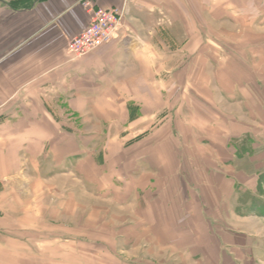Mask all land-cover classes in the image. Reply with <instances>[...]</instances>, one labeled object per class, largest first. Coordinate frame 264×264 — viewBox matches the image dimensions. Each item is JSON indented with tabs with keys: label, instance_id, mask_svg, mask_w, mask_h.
Wrapping results in <instances>:
<instances>
[{
	"label": "crops",
	"instance_id": "crops-1",
	"mask_svg": "<svg viewBox=\"0 0 264 264\" xmlns=\"http://www.w3.org/2000/svg\"><path fill=\"white\" fill-rule=\"evenodd\" d=\"M80 1L0 0V179L19 167L37 183L29 196L20 189L19 201L11 189L0 194L13 200L17 211L6 215L23 235L0 238V264H28V231L46 228L58 232L55 242L92 247L105 262L139 249L148 263L156 254L244 261L245 250L264 245L251 230L264 216L242 214L264 199V57L250 73L195 80L214 105L189 120L183 84L157 89L156 52L141 40L151 34V8L100 0L121 11L119 38L74 59L69 43L91 21ZM214 84L226 89L228 108L216 103Z\"/></svg>",
	"mask_w": 264,
	"mask_h": 264
},
{
	"label": "rangeland",
	"instance_id": "rangeland-1",
	"mask_svg": "<svg viewBox=\"0 0 264 264\" xmlns=\"http://www.w3.org/2000/svg\"><path fill=\"white\" fill-rule=\"evenodd\" d=\"M138 2L140 9L147 11V8H151V19L148 18V23L145 18L146 26L150 29L151 34L149 38L142 37L141 40L145 46H151L157 53H154L156 56L157 89H160L159 86H161L162 89L170 87L173 90L174 85L183 84V90L187 93L181 90L182 96L188 95V110L191 112L189 120L193 117L192 120L195 121L194 115L197 110L201 113L202 107L207 111L211 110L214 105L211 101L212 94L207 90V86L198 88L195 80L215 78L216 82H222L229 71H236L237 75L238 71L240 74L250 73L251 70L254 71L251 66L257 65L260 58L264 57V0H138ZM147 3L149 6L146 5ZM143 22L141 20L140 25ZM201 44L203 45L202 51L197 55L195 50ZM162 83L163 85H161ZM213 88L214 93L216 92L215 101L219 104V108H228L227 92H224L226 89L222 91L215 84ZM177 89L179 88L177 87ZM201 89L203 91H200ZM165 93L167 92L165 91ZM177 95L179 96L180 93L178 92ZM173 99L174 97H172ZM175 102L171 103L172 107ZM154 104L158 106L163 103L155 102ZM138 113L141 115L140 110ZM138 113L135 110L134 116ZM72 121L78 122L77 119ZM177 122H179L178 118ZM172 131V140L177 141L175 136L179 127H172ZM161 135L158 138H162ZM14 170L17 173L12 178L0 179V194L5 189H11L14 192L12 195H16V200L19 201L20 189L28 192L29 196V191L32 190V187L35 188L37 183L33 177H21V174L23 175L25 172L19 171V167H14ZM0 173L3 174L2 166ZM39 187L43 188V185ZM258 192L264 195V177L262 176L259 178ZM249 198L251 196L247 194L245 197H240L239 200L244 202ZM11 201L13 202L12 199ZM11 201L0 197V238L6 237V235L17 238L23 236L18 228V223L12 221V225L11 219L6 215V212L11 211L10 209L17 211L13 207L15 205L8 206ZM254 203L259 208L255 206L257 208L253 207L252 210H257V212L244 210L242 214L255 215L256 213L258 216L259 214L264 216V199ZM253 221H255L254 218ZM257 223L258 226H253L251 230L259 235H264V219L259 216ZM28 232L31 245L23 246L28 249V264H36L35 260H38L39 264H198L180 262L173 258L164 261V257L168 256L159 254L155 255L157 260L148 263L143 259L145 255L142 249H139L134 255L123 253L122 261L105 262L98 259V254H95L96 250L90 252L93 250L92 247L69 246L64 241L55 242L54 238L59 237L57 231L46 228ZM12 248H16L13 250L19 253L20 247ZM125 248V246H121L119 250L126 251ZM245 251L247 257L245 256V260L238 264H264L263 244L257 245L253 249L254 253H250V250Z\"/></svg>",
	"mask_w": 264,
	"mask_h": 264
},
{
	"label": "built area",
	"instance_id": "built-area-1",
	"mask_svg": "<svg viewBox=\"0 0 264 264\" xmlns=\"http://www.w3.org/2000/svg\"><path fill=\"white\" fill-rule=\"evenodd\" d=\"M100 0H81L91 21L70 43L68 51L74 59H81L103 45L119 38L122 13L119 9H103Z\"/></svg>",
	"mask_w": 264,
	"mask_h": 264
}]
</instances>
